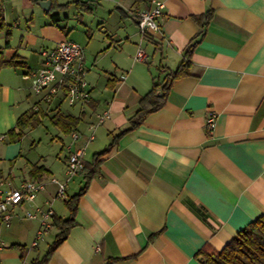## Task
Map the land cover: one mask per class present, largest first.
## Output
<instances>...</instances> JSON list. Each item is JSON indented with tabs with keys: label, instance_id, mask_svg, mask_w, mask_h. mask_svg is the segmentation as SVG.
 <instances>
[{
	"label": "crops",
	"instance_id": "1",
	"mask_svg": "<svg viewBox=\"0 0 264 264\" xmlns=\"http://www.w3.org/2000/svg\"><path fill=\"white\" fill-rule=\"evenodd\" d=\"M45 1L47 10L40 5L46 7ZM163 1L159 31L144 35L133 12L149 8L151 0H0L2 186L26 178L45 182L36 203L49 200L52 216L65 219L66 199L85 184L84 171L73 183L75 175L64 176L69 150L85 144L82 157L88 162L112 143L78 200L75 225L46 264H199L195 254L203 245L221 249L264 213V0ZM101 5L114 18L111 29L100 17L92 28ZM208 11L204 34L186 58ZM51 13L58 14L56 23ZM64 39L83 47L90 98L82 106L54 100L46 111L39 103V123L44 117L51 123L57 111L80 119L75 143L58 128L68 140L60 137L61 162L49 165L44 157L22 154V139L33 127L15 142L7 132L17 131V118L34 112L39 100L24 73L41 67L42 49ZM138 45L146 60L134 59ZM177 69L181 75L172 80L163 105L128 129L141 97ZM104 110L109 117L87 141L89 125ZM209 111L215 113L212 129L206 124ZM33 165L40 167L36 177L29 174ZM52 176L65 183L66 199L55 197ZM68 186L72 194H66ZM24 208L12 209L9 225L0 219V264H32L54 239L52 225L30 247L39 222L25 218ZM51 229L55 234L40 252Z\"/></svg>",
	"mask_w": 264,
	"mask_h": 264
},
{
	"label": "built area",
	"instance_id": "2",
	"mask_svg": "<svg viewBox=\"0 0 264 264\" xmlns=\"http://www.w3.org/2000/svg\"><path fill=\"white\" fill-rule=\"evenodd\" d=\"M164 1L151 0L147 9H135L133 16L137 21V27L141 34L157 33L159 31V18L163 13ZM42 65L40 68L24 73L23 78L30 79L33 93L38 95L39 100L33 105V110H39V103L46 108L52 105L54 100L65 101L69 106L83 105L90 98V90L85 80L86 66L84 65L83 47L72 40L64 39L51 48L41 50ZM147 54L141 45L137 46L134 59L146 60ZM109 117V111L104 110L97 113L96 120L89 125L91 134L87 141L93 138L92 131L95 126L101 124ZM206 124L209 129L215 125V113L209 111L206 116ZM72 143L80 138V132L74 129L70 132ZM4 135H0V140ZM85 144L73 147L69 150L65 161L64 176L68 180L72 176L83 171L82 152ZM49 182L56 185L55 197L66 199L65 183L56 177H50ZM45 182L29 178L23 179L15 187L4 188L0 179V219L5 225H9L14 207H25L23 216L25 218L37 219L39 226L35 231L30 247H35L43 238L44 234L52 227L51 217L53 209L49 200L44 205L36 203V196L45 189ZM4 242L0 239V251Z\"/></svg>",
	"mask_w": 264,
	"mask_h": 264
},
{
	"label": "trees",
	"instance_id": "3",
	"mask_svg": "<svg viewBox=\"0 0 264 264\" xmlns=\"http://www.w3.org/2000/svg\"><path fill=\"white\" fill-rule=\"evenodd\" d=\"M75 2L76 1H74V3ZM67 4L68 3L60 5V7H65ZM50 17L54 23L59 19L58 14L56 13H51ZM210 17L211 11H208L206 13V21L200 23L201 26L198 34L189 41L184 51L186 58L189 57L194 46L201 40L205 26L209 22ZM196 18H199V16ZM2 27L3 18L0 12V28ZM7 63L12 65L16 64L14 61ZM1 64H3V62L0 60V65ZM179 75H181V72L177 69L174 72L167 73L162 82L153 83L152 88L141 97L140 108L131 118V125L128 129L137 126L148 113L157 110L163 105L172 80ZM157 92H159L160 95H157ZM36 112L38 113L39 111L33 112L32 110H29L17 118V131L11 129L7 132L9 142L20 140L26 128L34 127L39 123L40 120L38 119ZM50 121L62 132L70 133L72 130L77 129L80 119L79 117H73L57 111L51 116ZM111 145L112 143H109L107 148L103 151L95 153L91 161L83 162L85 184L76 193L66 199L65 205L69 211V216L67 218L63 219L58 216H52V225L56 227L57 232L53 241L49 244L47 251L40 258L33 259L32 264H46V261L55 248L66 239L70 228L75 225L74 215L77 209L78 200L84 193L90 179L98 172L100 163L99 157L106 153ZM39 168L40 167L33 165L30 169V176L36 177V170ZM195 257L199 264H264V213L237 231L229 242L221 249H214L209 245H203L196 252Z\"/></svg>",
	"mask_w": 264,
	"mask_h": 264
},
{
	"label": "rangeland",
	"instance_id": "4",
	"mask_svg": "<svg viewBox=\"0 0 264 264\" xmlns=\"http://www.w3.org/2000/svg\"><path fill=\"white\" fill-rule=\"evenodd\" d=\"M94 8L95 6H93V9ZM95 9L93 14L94 16L91 17L93 21L92 28L100 25V23H98L99 21H96L99 17L104 22L102 24L105 29L113 28V26L115 25L114 18L108 17V12L106 11V9L103 8L102 5L99 7L97 6ZM70 38H73V36H70ZM62 104L65 108L72 110L67 106L66 103ZM73 109H77V106ZM56 134L59 135V137H56ZM60 137L65 142L68 140V137L64 135L56 125H53L49 122L48 117H44L42 122L28 130L26 135L23 137L22 154H25L30 159H35L37 158V156L39 158L44 157L47 161V164L50 165L54 163L55 165H58L61 162V154L65 151V148L62 149V142L60 140ZM32 142H34V145H31ZM1 144L2 142L0 141V145ZM79 177L80 176L75 175L70 183H73ZM70 190L71 188L70 186H68L66 189V194H72ZM54 234L55 230L51 229L50 234L45 237L46 239L42 243L40 242V252H43L46 249L47 244L52 240Z\"/></svg>",
	"mask_w": 264,
	"mask_h": 264
},
{
	"label": "water",
	"instance_id": "5",
	"mask_svg": "<svg viewBox=\"0 0 264 264\" xmlns=\"http://www.w3.org/2000/svg\"><path fill=\"white\" fill-rule=\"evenodd\" d=\"M44 2L43 3H40V5L45 9L47 10L49 8V1H45V4H46V7L43 6ZM47 4H48V7H47Z\"/></svg>",
	"mask_w": 264,
	"mask_h": 264
}]
</instances>
